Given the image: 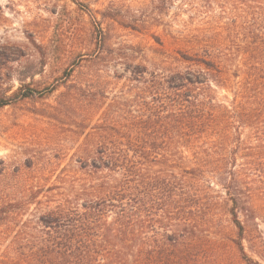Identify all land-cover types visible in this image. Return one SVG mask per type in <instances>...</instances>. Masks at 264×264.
<instances>
[{
	"label": "rangeland",
	"instance_id": "374dc122",
	"mask_svg": "<svg viewBox=\"0 0 264 264\" xmlns=\"http://www.w3.org/2000/svg\"><path fill=\"white\" fill-rule=\"evenodd\" d=\"M243 8L225 12L218 0H0V96L30 92L0 108V264H18L41 214L97 197L101 179L90 161L98 134L113 120L138 123L144 102L155 103L133 80L135 65L148 68L147 78L198 71L187 58L233 49L232 69L243 67L240 48L252 40L240 28L226 30ZM214 90L217 103L233 101L231 88ZM169 172L151 167L153 175ZM204 198H213L203 208L208 241L192 264H248L235 243L232 201L217 184ZM243 201L242 243L264 264V198Z\"/></svg>",
	"mask_w": 264,
	"mask_h": 264
},
{
	"label": "trees",
	"instance_id": "16d2710c",
	"mask_svg": "<svg viewBox=\"0 0 264 264\" xmlns=\"http://www.w3.org/2000/svg\"><path fill=\"white\" fill-rule=\"evenodd\" d=\"M218 1L225 12L245 7L240 23L232 20L226 28L229 35L240 28L252 40L240 48L246 54L243 67L232 69L233 49L187 58L198 71L147 78L148 68L135 65L133 80L155 103L144 102L138 123L119 126L113 120L106 134H98L90 161L101 179L97 197L77 204L70 199L41 214L18 264L197 262L208 241L202 236L210 223L203 208L213 203L204 196L215 184L233 203L242 259L260 264L245 252L239 213H248L243 198H264V0ZM0 58L6 60L3 53ZM241 74L244 79L234 82ZM214 86L232 89L230 105L216 102ZM24 93L1 95L0 108L30 95ZM154 164L171 172L153 175Z\"/></svg>",
	"mask_w": 264,
	"mask_h": 264
}]
</instances>
